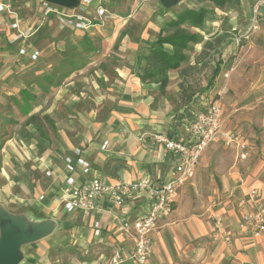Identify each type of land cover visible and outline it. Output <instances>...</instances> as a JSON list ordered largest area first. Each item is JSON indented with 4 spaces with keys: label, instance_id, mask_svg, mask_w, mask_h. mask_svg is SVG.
<instances>
[{
    "label": "crops",
    "instance_id": "1",
    "mask_svg": "<svg viewBox=\"0 0 264 264\" xmlns=\"http://www.w3.org/2000/svg\"><path fill=\"white\" fill-rule=\"evenodd\" d=\"M233 1L228 0L226 4ZM104 2L90 0L88 4H84L85 8L88 6L95 9L93 21L90 20L92 24L87 29L61 25L54 19L60 29L70 30V34L64 36L61 42L63 45L68 44L71 52L64 57L66 60L62 63L60 78L58 74L55 81L30 84L36 93L34 95L31 91V96L36 98V101L33 99L35 105L31 108V113H36L35 116L39 113L49 126L53 124L52 131L48 127L45 132L33 129L31 137L35 142L28 144L19 137L20 144H24L23 149L16 145L9 151L6 147L2 149L5 156L9 152L16 153L22 162H29L30 168L27 169L38 171L40 176L31 179L30 175H16L11 180L7 176V170H4L5 176L2 177L5 182L0 183V189L15 183L24 187L31 185L35 192L30 197L21 194L16 196L21 204L19 208L16 206L17 209L10 208L3 199V194H0V218L6 212L18 216L24 223L47 226V234L27 245L28 251L32 252H35L38 243L51 247L67 246V250H60L53 260L44 255L32 256L46 259L50 264H103L104 258L109 257L118 247H122L126 259L124 264H138L133 259L135 238L121 228L116 214L135 213V207L140 202L144 203L143 210L146 199L135 201L136 204H130L126 210L117 207L106 197L98 201L102 211L66 210L56 200L67 189L64 183V159L67 156L73 157L75 149L79 148L82 155L92 163L94 171L109 182L131 181L144 174L151 175L157 183L165 182L172 168L169 157H164V152L158 146L149 150L142 145L141 149L139 136L142 135L143 139L148 136L150 138L152 132H167L185 137L188 126L183 130L178 123L186 119L188 112L183 105L173 107L174 98L178 102L186 99L183 87L185 78L200 69V58H205L209 64V60L225 59L227 53L236 55L240 33L246 29L249 31V28L242 29L235 13L230 18L225 17L232 8L226 10V4L216 6L212 1L216 6L215 12L225 16L217 22L204 19L202 25H194L190 21L181 24L184 29L191 24L193 31L186 30L199 36L197 40L188 41V46L182 49L186 58L177 68L168 71V83L162 91L158 83L150 79L142 80L141 75L149 68L147 56L150 46L158 40L164 25L175 19L180 12L173 14L172 11L165 10L160 2V9L163 11L159 8H149V11L145 9L142 10V18H136L140 14L137 11L142 9V1L137 0L132 7L136 14L130 13L125 17L110 11ZM99 7L115 14V17H99ZM76 11L88 17L80 8ZM20 25L34 31L25 41L28 50L22 57L36 61L37 77L55 72L58 68L53 56L60 44H56V40L52 38L45 47L39 48L36 43L38 33L44 26H40V22L34 24L21 20ZM2 30L5 31L10 50H18L17 45L8 43L13 30L6 26L1 27L0 31ZM171 32L173 30L164 32V35ZM242 37L249 36L242 34ZM164 48L170 53L175 50L170 43H164ZM35 50L39 51V56L34 60L31 53ZM221 70V64L217 65L213 76H218ZM21 88L28 89L27 85H22ZM75 88L76 93L73 92ZM176 90L180 91L177 93L178 98ZM8 95L3 103L6 112L10 111L12 102L16 105L20 103L21 109L27 107L21 98H16V94L8 92ZM68 98L77 101L70 106ZM176 114L181 117L179 120ZM69 117L76 118V122L82 126L76 131L73 128L68 131L64 127H56L59 122L66 125L69 122L75 123ZM122 128H127L129 132L125 134ZM12 139L13 137L9 138ZM105 141H108V145L102 149ZM225 147L234 150L236 159H239L234 146ZM199 164L195 177L177 189L173 209L158 218L151 232L152 254L149 264H264V235L254 238L248 232L238 229L241 214L252 208L247 202L248 191L257 188L263 204L264 191L256 186L245 187L236 179L229 191L221 194L218 190L205 204L201 198H197L199 204L194 206L195 197L189 194L190 190L186 189V185L197 182L196 176L202 170V164ZM48 170L59 173V176L46 175ZM41 195H44L42 200ZM218 216L222 217L221 227L216 225ZM96 222L101 225L99 236L94 234ZM227 230L232 231L229 242L225 240ZM60 231L62 232L58 236ZM22 246L21 250L24 251Z\"/></svg>",
    "mask_w": 264,
    "mask_h": 264
},
{
    "label": "rangeland",
    "instance_id": "2",
    "mask_svg": "<svg viewBox=\"0 0 264 264\" xmlns=\"http://www.w3.org/2000/svg\"><path fill=\"white\" fill-rule=\"evenodd\" d=\"M13 1L19 12L21 21L28 23L34 22V24L42 21V10L37 0ZM104 1L103 4L110 11L118 12L125 15V17L130 13L136 14V12L134 13L136 10H133L132 7L137 0ZM141 1L142 9L141 11H137V14H140L136 18H142V10L145 9L149 11V8H159L160 11H163V9H160V0ZM253 2L254 0H234L232 3L226 4V10L232 8L228 11L230 13H228L227 16L221 15L220 12L216 13V6L211 0H180L177 5L169 9H164L172 11L173 14H177L187 7H203L207 12L205 19L214 20L215 22L222 19V16L230 18L232 13H235L244 30L250 26V11ZM80 9L81 12L89 17H87L89 20L93 21V14L95 13L94 8L88 6L85 8V6H82ZM49 20L43 21L42 26L44 27L40 29L38 33L39 38L36 43H38L39 48L45 47L48 41H52L53 38L56 40V44H60L59 48H56V53L53 56L57 64L56 67L58 68L55 71L56 74L52 71L37 77L36 61L23 58V55H21L17 49L10 50L7 46L5 31H0V183L5 182L2 177L5 176V169L7 170V176L11 178V180H13V177L15 178L16 175H30L31 179H36L37 176H40L38 171L33 172L27 169V167L30 168L29 162H22V159L15 155L16 153L9 152L5 156L2 149L6 147L9 151V149H13L15 145L23 149L24 144H20L19 137L25 139L24 141L28 144L35 142L31 137L33 129H37L39 132H45L46 127H48V130L52 131L51 126L53 124L49 126L39 113L37 116H35L36 113H31V108L35 105L34 102L36 101V98L34 99L31 94L33 92V94L36 95V93L34 92V87H30V84L40 81H55V78L58 76V78H60L63 70L62 63L66 60L64 57L67 56L71 50L68 44L63 45L61 42L64 36L70 34V30L60 29L56 25L54 19H51L52 22L50 23ZM258 25L257 29L248 32L247 29L242 31L243 36L248 35L249 37L241 38L242 34L240 33L236 55L227 53L225 59H221L220 61L218 59H214L213 61L209 60V64L206 62L205 58H200V62L202 63L200 69L191 72L184 80L183 87H185L186 90V99L178 102L174 98L175 103L173 107L177 108L179 105H183L188 112V115L185 116L186 119L178 123L179 128L181 127L185 130L193 114L202 109L208 100L213 99L217 100L224 109L225 129L239 132L241 137L249 144V156L245 160H240V158L236 159L234 150L226 148L223 141L211 144L204 151L200 158L199 165L202 164V170L198 172L196 176L197 182L186 185V189L190 190L189 194L195 197V201L193 202L194 206L199 204L197 198H201V201L204 203L206 200L212 198L211 196L218 190L221 191L218 192L221 194H224L225 191H229L234 186L236 179L239 183H243L245 187L256 186L264 191V10H262ZM186 29L193 31L191 24L187 25ZM193 53L194 51L192 50L191 54ZM219 64H221V73L214 77V69ZM59 82H62V80L59 79ZM175 82L178 83V80H175ZM22 85H27L28 89L23 90L21 88ZM8 92L16 94V98H21L25 103L24 106L27 107L21 109L19 107L20 103L16 105L12 102L10 111L6 112L3 109V103L9 96ZM73 92L76 93L77 88L73 89ZM179 92L180 91L176 90L177 98L179 97L177 94ZM68 99H70L69 101L71 102H68L70 106H72L71 104L73 102L77 101L73 98ZM69 111L73 113L71 109H69ZM176 118L179 120L181 117L176 114ZM69 120H73L75 123L69 122L67 123L68 125H66V123L59 122L56 127H64L68 131L69 128H73V130L76 131L79 129V126H82V124L76 122V118L69 117ZM122 131H124L125 134L129 132L127 128L124 130L122 128ZM11 137H13V139L9 140ZM139 137L141 149L142 145H144L145 149L149 150L155 147L152 145L149 136L143 139L142 135ZM111 146L113 147V145ZM99 149L101 151V148ZM10 155H12V157H9ZM6 180L9 181L8 179ZM10 183L11 182H9V184ZM34 192L35 188H32L31 185L24 187L15 183H11L6 188L0 189V194H3V199L7 205L13 209H17V207L19 208L21 205L19 201H17L16 196L21 194L25 197H30ZM2 197L0 196V202ZM61 232L62 231L58 233V236ZM38 246L35 252H32L28 251L29 245L24 244L22 246L24 249V251H22L23 257L33 255L43 257L41 255H44L53 260L59 255L60 250H67V246L64 248V246L60 245L51 247L45 243H38Z\"/></svg>",
    "mask_w": 264,
    "mask_h": 264
},
{
    "label": "built area",
    "instance_id": "3",
    "mask_svg": "<svg viewBox=\"0 0 264 264\" xmlns=\"http://www.w3.org/2000/svg\"><path fill=\"white\" fill-rule=\"evenodd\" d=\"M42 10V21L55 19L61 25H69L78 29H87L91 21L77 12L78 9H69L50 3L48 0H37ZM90 0H82L81 7ZM80 7V8H81ZM264 0H254L251 6V22L249 31L258 28V21L262 14ZM97 14L102 18H114L115 14L99 7ZM6 26L13 30L8 38V43L18 46L21 55L27 53L26 39L33 33L32 28L25 29L20 25L19 12L13 0H0V28ZM39 26V27H40ZM39 51L31 53L32 59H37ZM153 146H158L164 152V157H169L172 164L171 171L165 182L157 183L149 174H144L131 181L118 180L109 182L94 171L91 162L82 155V151L76 148L74 156L64 159L65 172L64 183L66 192L56 197V200L66 210L102 211L98 201L102 197L108 198L117 207L126 210L135 201L146 199L144 203L136 205L137 212L116 214L121 228L135 238L133 259L138 264H149L152 254L151 232L155 228L158 218L162 214H168L173 209L177 189L184 183L195 177L200 158L204 151L211 145L223 141L225 146H234L240 159L249 156V144L238 132L225 129L223 108L217 100L210 99L205 106L196 111L191 117L187 135L178 137L172 133L155 132L150 136ZM108 141L102 144L105 149ZM58 175L50 170L46 175ZM57 176V177H58ZM44 195L40 196L42 200ZM247 202L252 206L241 214L238 229L248 232L252 237L258 238L264 235V204L260 199V191L252 188L248 191ZM143 204V205H142ZM134 209V210H135ZM222 217H216V225L221 227ZM101 225L94 224V234L100 235ZM232 231L227 230L225 240H231ZM125 257L122 247L116 248L109 257L104 258L103 264H124ZM20 264H50L43 258L32 256L23 257Z\"/></svg>",
    "mask_w": 264,
    "mask_h": 264
},
{
    "label": "trees",
    "instance_id": "4",
    "mask_svg": "<svg viewBox=\"0 0 264 264\" xmlns=\"http://www.w3.org/2000/svg\"><path fill=\"white\" fill-rule=\"evenodd\" d=\"M216 6H224L228 0H212ZM206 10L204 8H186L180 12L175 19L167 22L160 32L158 40L150 46L147 68L141 75L142 80L150 79L159 84V89L165 90L168 83V71L177 68L186 58L182 49L188 46V41L197 40L198 34L188 32L181 27V24L190 21L194 25H202ZM42 29V28H41ZM173 30V32L164 35V32ZM164 43H170L174 46L173 53L164 48ZM11 45V44H9ZM218 72V70L216 71Z\"/></svg>",
    "mask_w": 264,
    "mask_h": 264
},
{
    "label": "water",
    "instance_id": "5",
    "mask_svg": "<svg viewBox=\"0 0 264 264\" xmlns=\"http://www.w3.org/2000/svg\"><path fill=\"white\" fill-rule=\"evenodd\" d=\"M50 3L69 9H79L82 0H48ZM169 9L180 0H160ZM48 232L41 224L24 223L18 216L4 212L0 218V264H20L23 259L21 246L31 243Z\"/></svg>",
    "mask_w": 264,
    "mask_h": 264
}]
</instances>
